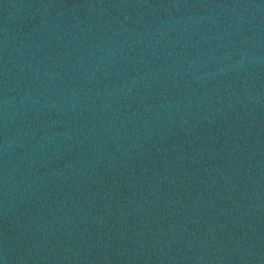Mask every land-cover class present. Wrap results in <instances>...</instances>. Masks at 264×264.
Wrapping results in <instances>:
<instances>
[{
    "label": "water",
    "instance_id": "water-1",
    "mask_svg": "<svg viewBox=\"0 0 264 264\" xmlns=\"http://www.w3.org/2000/svg\"><path fill=\"white\" fill-rule=\"evenodd\" d=\"M0 264H264V0H0Z\"/></svg>",
    "mask_w": 264,
    "mask_h": 264
}]
</instances>
